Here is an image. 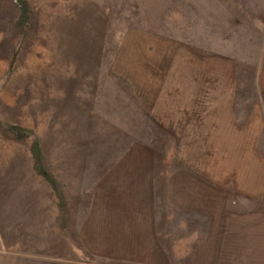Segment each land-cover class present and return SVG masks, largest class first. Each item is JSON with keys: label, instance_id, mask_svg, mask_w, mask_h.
Wrapping results in <instances>:
<instances>
[{"label": "rangeland", "instance_id": "rangeland-1", "mask_svg": "<svg viewBox=\"0 0 264 264\" xmlns=\"http://www.w3.org/2000/svg\"><path fill=\"white\" fill-rule=\"evenodd\" d=\"M147 33L242 60L264 0H0V264H141L126 237L146 253L149 226L173 244L171 138L137 115Z\"/></svg>", "mask_w": 264, "mask_h": 264}, {"label": "crops", "instance_id": "crops-1", "mask_svg": "<svg viewBox=\"0 0 264 264\" xmlns=\"http://www.w3.org/2000/svg\"><path fill=\"white\" fill-rule=\"evenodd\" d=\"M143 36L137 115L149 135L171 138L165 196L173 244L167 248L164 232L149 226L146 253L138 248L147 241L143 236L126 237L137 250L134 260L264 264V158L258 152L264 146V45L238 60L171 37ZM177 247L185 252L168 257L166 250Z\"/></svg>", "mask_w": 264, "mask_h": 264}, {"label": "trees", "instance_id": "trees-1", "mask_svg": "<svg viewBox=\"0 0 264 264\" xmlns=\"http://www.w3.org/2000/svg\"><path fill=\"white\" fill-rule=\"evenodd\" d=\"M21 7V6H20Z\"/></svg>", "mask_w": 264, "mask_h": 264}]
</instances>
